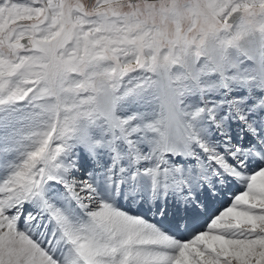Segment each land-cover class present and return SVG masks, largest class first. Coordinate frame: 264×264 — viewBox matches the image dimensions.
<instances>
[{
	"label": "snow or ice",
	"instance_id": "6c2138e0",
	"mask_svg": "<svg viewBox=\"0 0 264 264\" xmlns=\"http://www.w3.org/2000/svg\"><path fill=\"white\" fill-rule=\"evenodd\" d=\"M0 264H264V0H0Z\"/></svg>",
	"mask_w": 264,
	"mask_h": 264
},
{
	"label": "rangeland",
	"instance_id": "374dc122",
	"mask_svg": "<svg viewBox=\"0 0 264 264\" xmlns=\"http://www.w3.org/2000/svg\"><path fill=\"white\" fill-rule=\"evenodd\" d=\"M85 2H86V0H85Z\"/></svg>",
	"mask_w": 264,
	"mask_h": 264
}]
</instances>
